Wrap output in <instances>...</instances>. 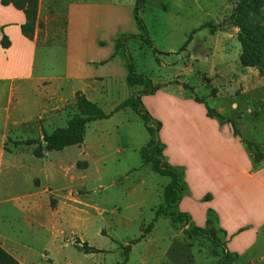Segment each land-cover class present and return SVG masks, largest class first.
I'll return each instance as SVG.
<instances>
[{"label": "rangeland", "instance_id": "obj_1", "mask_svg": "<svg viewBox=\"0 0 264 264\" xmlns=\"http://www.w3.org/2000/svg\"><path fill=\"white\" fill-rule=\"evenodd\" d=\"M140 13L152 45L129 41L136 71L169 91L179 92L181 85L185 97L206 98L264 151V75L260 68L242 66L239 38L240 26L250 27L264 60V0H146ZM202 26L184 47L191 32ZM43 57L40 50L38 68L55 78L15 79V104L7 102L10 81L0 82V130L7 107H14V119L0 137L1 243L24 264L122 262L125 247L154 219L170 178L144 165L141 149L150 134L132 109L89 123L84 143L41 158L33 154V145H15L16 140L42 139L44 131L66 126L76 112L73 83L58 79L65 69L64 51L56 49L46 68ZM60 82L64 86L56 84ZM111 82H100L99 91L88 97L107 113L135 92L124 80ZM215 88L217 96H210ZM227 127L225 132L232 133V125ZM248 153L255 165H264L257 152ZM185 195L204 213L205 195ZM183 206L172 211L185 212ZM186 240L181 224L160 216L131 245L126 264H219L210 242L190 247ZM84 242L97 251L86 253ZM234 264H264V226L254 247Z\"/></svg>", "mask_w": 264, "mask_h": 264}, {"label": "crops", "instance_id": "obj_2", "mask_svg": "<svg viewBox=\"0 0 264 264\" xmlns=\"http://www.w3.org/2000/svg\"><path fill=\"white\" fill-rule=\"evenodd\" d=\"M135 4L133 0H39L35 34L30 39L21 29L25 13L0 0V82L10 81L8 104L14 103V92L19 88L13 84L15 79L55 78L38 68L40 50L44 51L45 68L56 49L64 51L65 69L58 79L73 83L75 94L83 91L87 97L95 95L98 84L108 79L112 84L117 80L126 82L128 65L121 57L130 55V40L141 42L140 47L142 40L129 39L124 54H116V43L124 34H140ZM4 34L11 42L8 48L1 43ZM56 84L64 86V82ZM179 88V92L162 88L145 95L144 103L163 122L160 135L166 143L165 156L184 170L188 193L204 197L209 192L214 196L205 201L207 206L201 213L195 204L186 201L185 195L183 210L197 226H205L207 209H215L228 232L229 250L240 257L254 247L258 230L264 226V165L255 168L247 147L233 135V128L232 133L225 132L228 124L208 117L205 105L185 97L181 85ZM138 89L135 87V92ZM7 109L0 137L14 119V107L13 111L12 107ZM3 239L0 234V245L13 255L1 243Z\"/></svg>", "mask_w": 264, "mask_h": 264}, {"label": "trees", "instance_id": "obj_3", "mask_svg": "<svg viewBox=\"0 0 264 264\" xmlns=\"http://www.w3.org/2000/svg\"><path fill=\"white\" fill-rule=\"evenodd\" d=\"M1 3L6 6L13 5L25 13L26 22L21 27L22 33L27 38L33 39L38 18L39 0H1ZM145 3L146 0H136L135 4L134 14L140 29V34L122 35L116 43V54L125 53L127 42L131 38H138L147 44L152 45V40L148 34L146 23L140 13ZM205 27L206 26H202L198 29H194L184 47L192 41L195 32ZM0 28L3 29V27ZM240 28L239 38L243 46V52L240 57L242 66L260 68L264 75V60L261 56V49L257 46L258 36L250 29V27L241 25ZM1 43L4 48L10 46L11 42L6 34H4ZM184 47L181 50H184ZM126 56L128 65L126 83L129 87H137L139 89L132 96L122 101L111 113H107L98 103L89 99L83 91H77L75 94L76 112L73 117L69 119L66 126L56 128L52 132L44 131L42 139H27L25 141L16 140L13 143L15 145H33V154L36 157L41 158L46 152L62 151L66 147L81 145L84 143L89 123L110 118L114 113L121 110L132 109L144 121L150 134L148 144L141 149L144 165L150 164L154 172L169 177L170 181L164 187V200L156 210L154 219L144 229L143 234L131 243L133 244L141 241L145 237V234L153 228L157 219L160 216H165L169 217L174 223H179L183 226L184 232L187 235L186 243L188 246L192 247L196 243L201 244L204 241H208L213 246V253L219 257V264H234V262L237 261L239 254L229 250L228 232L221 226L219 216L215 209L211 207L207 209L205 226H197L193 222L191 215L187 212L172 211L180 206L183 197L185 196V192H188L185 172L182 168L172 165L167 160L165 156L166 143L161 139L160 135L163 122L152 115L143 100L145 95L155 94L163 87L161 84H155L151 77L138 73L133 59L129 55ZM183 87L186 90L191 89L187 83H183ZM218 91V88L213 89L210 96L216 97ZM194 99L205 105L208 117L219 120L222 125L231 124L233 135L238 137L252 154L253 151L257 152L261 159V163H264V151H262L256 143L242 135L234 118L226 116L216 108L211 107L206 98L194 95ZM5 149L7 150V145H5ZM254 167L258 168V165L254 164ZM210 197V193L206 194L204 201H210ZM132 244L125 247V259L122 262L115 264H126L128 262L127 254L131 250ZM82 249L86 253L97 251L96 248L90 246L87 242L83 243ZM0 264L22 263L0 245Z\"/></svg>", "mask_w": 264, "mask_h": 264}]
</instances>
